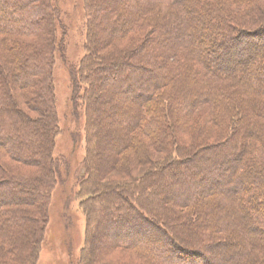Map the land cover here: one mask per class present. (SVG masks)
<instances>
[{"label":"trees","instance_id":"trees-1","mask_svg":"<svg viewBox=\"0 0 264 264\" xmlns=\"http://www.w3.org/2000/svg\"><path fill=\"white\" fill-rule=\"evenodd\" d=\"M109 1H85L88 42L85 45L87 55L82 64L86 84L90 86L86 92L88 99L93 103L98 97L100 99L98 92H109L105 99L107 119L112 121L114 118L119 124L127 126L126 132L136 127L132 136L136 135L137 141L143 142L147 151L166 153V157L172 158L166 165L157 167L155 181L167 178V185L175 189V192H169L175 201L179 197L177 190L182 189L180 194L183 195L179 197L178 204L181 208H197L196 216L201 215L202 218L206 215L201 211L204 199L209 193L213 194L211 191L215 192L224 202L221 204L223 212L219 223L215 221L211 224L208 220V224L220 235L239 231L242 241L239 250L233 247V251L227 249L229 245L225 242L208 243L205 233L208 229L202 228L206 220L200 222L192 215L196 222L194 219V222L182 223L178 225V230L190 232L187 241L195 238L205 246L204 250H196L197 254L184 258L178 247L181 242L184 245L185 241L175 239L159 225L153 226L148 215L141 211L144 215L140 218L138 215V219L142 224L133 225L127 232L130 237L136 238L129 240L125 239L129 235H120L116 237L121 239H115V245L120 249L130 246L149 256L153 264H199V261L192 260L193 257L208 253L223 255L222 262L217 264H264V176L259 175L264 169V0H247L246 4H243L245 0H122V8L126 12L115 23H109L111 19L108 20V17L115 12L118 4ZM227 1L230 4L226 12L221 11L226 7L223 3ZM104 6L111 8L105 9ZM6 8H10L11 13L8 14L4 10ZM252 9L254 12H251ZM53 12L54 7L45 0H0V45L3 47L0 52H5V58L8 57L14 64V68L10 69L3 63L5 58L2 60L0 57V252L9 253L10 249L20 244L12 243L6 235L14 240L20 239L22 231L32 232L34 237L28 260L23 264L36 262L49 195L60 169L55 166L52 157L57 124L51 69L46 62L42 63L50 51L57 48V42L53 40ZM203 13L206 15L202 17ZM201 27L204 28L203 32ZM215 34L225 35L229 43L236 46L233 56L246 53V63L241 64L244 70H239L237 62L235 64L239 71L233 67L223 70L217 66L221 63L220 59L227 58L220 53L211 57L217 45ZM37 35L45 38L39 53L23 40ZM12 36L14 40L9 42ZM208 38L210 45L202 49L201 41ZM114 41L135 44L130 49L123 47L124 51L119 50L114 57H104L103 61L99 59L97 52ZM58 47L60 52L63 51L61 43ZM25 50L29 53L27 58L22 54ZM18 54L23 56L20 63L17 62ZM31 54L37 59L29 60ZM132 57H135V62L131 60ZM210 57L212 61L208 62ZM254 65V71H247ZM40 75L48 82L41 85L42 93L32 100L37 106L33 111L38 112L43 104L49 107L44 122L33 127L32 120L23 115L21 109L6 106L5 101L13 92L29 87ZM116 96L120 100H115ZM90 111L92 116L98 112L93 107ZM187 121L196 122L193 125L201 129L209 128L214 136L222 137L221 140L200 144L190 150L191 147L185 145L176 134L179 125L186 130H194ZM86 128L92 131V122ZM123 139L127 140L125 137ZM103 141L97 150L100 160H103L100 152L105 149ZM26 150L30 151L32 158H25ZM5 155L29 167L40 168L44 165L47 170L45 178L16 177L5 173L2 159ZM92 156L89 153L84 160L87 178L91 174L87 167ZM184 167L188 175L182 178L180 170ZM98 170L101 172L103 168ZM198 173H201L200 176ZM208 176L213 177L208 187L210 192L204 187ZM85 179L80 180V187L92 191L95 184ZM248 182H251V187ZM144 194L140 190V193L136 192V198L149 204ZM240 199L250 201L258 212L252 210L250 213L242 205H237ZM93 201H97V196H91L89 202ZM120 201L128 206L125 196H121ZM22 203L32 204L41 210V218L34 231L25 225L29 220L23 213L8 208ZM207 207L208 211L214 208L212 205ZM130 208L133 209L130 214H137L138 207L132 205ZM224 208L228 209V214ZM151 211L163 219L178 215L169 213L170 210L161 206L151 207ZM216 211L220 212L218 208ZM119 215L124 217L122 215L125 214ZM255 221L261 226L256 227ZM112 226L111 222H106L110 231ZM149 231L154 232L150 239L145 238ZM163 241L172 247L166 249ZM87 242H91L90 238H87ZM254 245L262 247L251 252ZM86 247L83 252L88 249ZM88 247V251H92ZM80 264H91V260H87L86 255L82 256ZM207 264H212L209 259Z\"/></svg>","mask_w":264,"mask_h":264},{"label":"rangeland","instance_id":"rangeland-1","mask_svg":"<svg viewBox=\"0 0 264 264\" xmlns=\"http://www.w3.org/2000/svg\"><path fill=\"white\" fill-rule=\"evenodd\" d=\"M45 1L52 4L54 7L53 13H55V32L53 40L57 42V48L51 50L42 63L46 62L45 64L49 65V70L51 69L53 107L57 124V131L53 135L54 146L52 157L55 161V166H59L60 169L59 173H56V183L49 195L44 229L41 242L37 249L35 264H80V259L85 255L87 260H91V264H153V262H151L152 259L146 256V254L138 252L130 246H124L122 247L123 249H120L119 246L115 245V242H117L115 239H118L116 238L117 236L129 235L127 234L129 228L137 223L142 224L138 219V215L140 218L143 214L142 212L148 215L147 217L153 223V226L159 225L161 229L166 230V232L175 237V239L185 241L184 245L181 242V245L178 247L182 250H180V252L184 258H190L191 254H197L198 251L196 250H204L205 245H203V243L199 244L197 239L191 238V241H187L186 237L189 240V236H191L189 231L185 232V229L178 230V225L187 223V221L194 222L195 218L200 220V222H205L203 219L206 220V225H202V228L205 230L208 229L206 230L207 232H205L207 233L208 243L225 242V244L228 243L227 245H229L227 249L231 248V251H233V247H235L239 250L242 241L238 230L235 234L232 232L231 234L227 233L220 235L207 222L209 220L211 224L215 221L219 223L221 220L220 214L223 212L221 204L224 202L220 200L219 195L208 189L211 184L210 180L213 179V177L208 176V179L205 180L206 184L204 187L213 194L209 193V195L205 197L206 199H204L205 204L201 207V211L206 214L204 218H202L201 215L196 216L197 208H181L178 204V199L182 198L183 194H180L182 189L179 188V190H177V194L180 198L176 197L177 199L175 201L169 195V192H175V189L173 186L167 185V178H161L162 180L159 182L154 179L157 173V167L166 165L172 158L166 157L168 156L166 153L147 151L148 149H145V145L142 144L143 142H138L136 135V137L132 136L134 131H136V127L126 132L127 126L119 124L114 118L112 121L107 119L106 115L108 108L105 99L109 96V92H98L97 95L100 96V99L98 97L93 103L88 99L89 95L86 92L90 86L88 87V83L86 84L85 70H83L82 64V60H84L87 55L85 45L88 42L86 37L88 22L85 6L86 0ZM121 1L122 0L109 1L118 4V8L115 12L108 17V20L111 19L109 23H115L118 18L125 15L126 10L124 7L122 8L123 2ZM247 2L248 1L245 0L243 4ZM258 3L259 6H262L261 2ZM229 4L228 1L226 4L224 2L223 6L226 7L223 8L221 6L223 8L221 11L224 10V12H226ZM104 7L105 9L107 7L111 8V6ZM4 10L8 14L11 13L10 8ZM251 12H254L253 9ZM205 15L206 14L203 13L202 17ZM200 29L202 32L204 31L203 27ZM214 33L215 32L212 34ZM104 34L107 35V32ZM214 36L216 39L215 44L217 45L214 46L211 57H215V54L217 56V54L220 53L226 56L227 59L229 58L228 60L230 61L229 62L227 59H220L221 63L217 62L219 64H217V66L221 67L223 70L232 67L236 71L240 69L244 70L241 64L246 63V53L243 52L233 56L236 46L229 43L230 41L225 35L217 36V34H215ZM9 39V42L12 41V39L14 40V36L9 37ZM23 40L28 43L27 46H32L37 49L38 53L43 48L45 42V38L41 35H37V37H28ZM104 40L106 39H103V41ZM59 43H61L63 47V51L61 52L58 49ZM134 44L135 42L127 45L124 42L114 41L97 53L100 56L99 59L103 61L109 56L114 57L119 54V50L124 51L123 47L125 46L128 47L127 49L133 48ZM200 45L202 49L208 47L210 45L209 38L208 40H202ZM0 49H3L2 45H0ZM103 53L106 55H103ZM0 54L3 60L6 56L5 52H0ZM22 54L24 58H27L29 55L27 50ZM23 56H19L18 54V63L23 59ZM48 56L51 57L52 60L49 61ZM211 57L208 59V62L212 61ZM30 59L36 60L37 57L31 54L29 60ZM131 60L133 62L136 61L135 57H132ZM169 62L171 63V60H169ZM235 62L239 64V70H237L238 66H236L237 64H235ZM3 63L10 69L14 68V64L9 61L8 57L3 60ZM254 67L255 65L248 68L247 71H252ZM77 72H79L78 75ZM74 73L75 77H73ZM46 81L47 80L43 78L42 75L35 77L29 87L13 92V95L10 94L5 101L6 106L21 109L23 111L21 113L27 115L30 120H32L31 123L33 127L44 122L45 113L48 111L49 105L43 104L38 112L35 113L33 109L37 108V106L36 103L32 101L37 94L40 92L42 93L41 85ZM9 84V81L6 80V85L9 86ZM43 96L45 97L46 95L44 94ZM90 98L93 99V96L90 95ZM117 99L120 100V98L116 96L115 100ZM91 107L98 110L95 116L91 114ZM89 122H92V131H88L89 129L87 130L86 128ZM195 123L196 122L190 121L187 124L190 127ZM177 127L178 130L176 134L185 145L191 147L190 150L195 149V147L200 144L214 143L220 141L222 138L214 136V133H211L210 129L207 127L201 129L199 126L193 125L194 130H190L189 128L186 130L182 125ZM107 131L110 132L109 135L105 134ZM124 137L127 139L126 141L123 139ZM16 139H14V141L17 142L18 140ZM102 140H104L105 149L100 152V156L103 158V160H100L97 150ZM32 150L34 151L35 149L33 148ZM25 153L27 154L25 158H32L33 155H30V151L27 152L26 150ZM89 153L93 156L87 167L88 173L91 172L87 178L84 160ZM2 159L6 168L5 173L11 176L35 177L38 179H43L46 176L47 170L44 165L40 168L29 167L25 164H20L16 159L7 157V155ZM100 167L103 168L101 172L98 170ZM263 172L264 169L261 170L259 175L264 176ZM198 174L200 176L201 173ZM180 175L182 178L188 175L186 167L181 168ZM226 175H228L227 172ZM83 178H86L85 180L89 181L90 184H95V186H92V191L89 190L91 193L86 190V188L80 187V180ZM254 181L252 182L253 184ZM248 186L251 187V182H248ZM140 190L146 194V199L149 201V204L136 198V192L140 193ZM239 190H241V188ZM91 196H97V201H93L92 203L89 202ZM121 196L128 198V206L120 201ZM131 204L139 208H137V210L135 209L137 213L135 215L129 213L133 211V209L130 208V206H132ZM208 205H212L214 208L208 211ZM237 205H242L241 207H245L250 213L252 210L258 212V208L253 207V204L247 199H240L237 201ZM159 206L163 209L170 210L171 212L169 213H177L178 215H176L175 218L171 217L172 219H163L154 215L151 211V207L158 208ZM8 208L14 211L19 210L29 220L25 225L33 229V231L35 228L37 229L41 218V210L39 208L37 209L29 203L8 206ZM216 208L220 210L219 213L216 211ZM226 210L228 209L224 208V211ZM119 214L125 215H122L124 217H120ZM226 214H228V211H226ZM192 215L195 216V218H193ZM106 222H111L113 225L111 231L106 227ZM254 225L256 227L261 226L257 221L254 222ZM152 236H154V232L149 231L146 232L145 238L150 239ZM6 237H9L12 243H16V245L18 243L20 244L14 249H10L9 253L1 251L0 264L26 263L28 260V252L32 244V238L34 237L33 233L22 231L19 237L20 239L15 238L14 240L11 238L12 236L6 235ZM87 238L91 240L89 244ZM126 238L134 240L136 237H130L129 235L125 237V239ZM163 243L166 249H170V246L172 247L170 243L167 244V241H163ZM88 246L91 247L92 251H88ZM85 247L88 249L83 252ZM261 247L262 245H254L252 246L253 249H251V252L255 251V249L260 250ZM187 252H189V254ZM216 254L208 253L206 256L201 255V257L198 255L193 257L192 260L199 261V264H207L208 259L212 264L222 262L223 255Z\"/></svg>","mask_w":264,"mask_h":264}]
</instances>
